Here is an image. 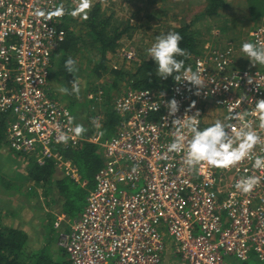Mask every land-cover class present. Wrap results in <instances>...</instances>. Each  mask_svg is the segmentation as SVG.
<instances>
[{
    "label": "built area",
    "instance_id": "built-area-1",
    "mask_svg": "<svg viewBox=\"0 0 264 264\" xmlns=\"http://www.w3.org/2000/svg\"><path fill=\"white\" fill-rule=\"evenodd\" d=\"M68 1L0 0V116L11 115V150L41 163L54 159L77 181L78 168L59 148L88 140L105 150L106 164L84 210L60 233L69 264H239L236 260L246 262L253 254L264 262V169L253 167L264 145L230 169L204 162L191 171L183 152L168 151L176 128L165 107L175 98L176 116L199 112L200 128L221 120L238 130L241 121L234 117L240 114L264 138L261 114H252L257 100L264 99V65L235 67L234 48L208 46L190 56L180 73L199 68L206 82L199 95L187 81L174 79L162 89L129 88L114 101L121 116L114 134L104 135L103 118L96 113L90 135L76 136L74 113L49 86L53 54L66 39L65 14H49ZM257 41H264V24L250 33L248 42ZM103 92L99 87L89 98L100 99ZM212 107L221 110L220 119ZM61 132L67 143L58 142ZM253 175L260 183L252 192L235 187ZM64 219L58 214L55 227Z\"/></svg>",
    "mask_w": 264,
    "mask_h": 264
},
{
    "label": "trees",
    "instance_id": "trees-1",
    "mask_svg": "<svg viewBox=\"0 0 264 264\" xmlns=\"http://www.w3.org/2000/svg\"><path fill=\"white\" fill-rule=\"evenodd\" d=\"M246 1L251 18L255 21L262 19L264 17V0ZM203 2L205 5L195 18L204 17L206 20L210 18L227 32L228 27H224L219 23L225 22V17L227 19L231 18L229 12L225 13L228 7L231 8V1L203 0ZM63 6L67 10L62 24V27L66 30V39L53 54V65L49 77V82L52 79L53 83L52 85L49 83V86L51 85L50 91H52L51 88L59 90L60 87H67L71 90L70 82L74 77L65 69V62L68 58L76 60V56L83 49L98 57L97 63L92 68L91 73H94L95 77H104V73L107 70L106 62H108L109 53L115 52L120 46L121 39L124 36L130 35L131 30L134 28L130 24L121 28V25L113 21L112 16L106 14L101 1L98 0L91 10L86 13L88 18L84 19L83 27L79 29L74 24L73 15L70 14L73 10L71 0L64 3ZM211 29L207 28V34H210ZM175 31L183 36L181 47L186 49L190 54L187 58L178 57V59L185 61V68L190 64V56L201 52V46L205 40H203V34L199 35L192 23L189 22H183ZM56 64L57 67H55ZM134 66L135 68L131 67L128 70L124 68H111V80L104 77L108 83H101L104 93H108L109 98L113 101L111 103L112 107L104 110V118L101 122L106 137L114 134L120 123L121 116L114 109V101L123 90L129 88L162 89L168 87L174 79L172 76L166 80L160 79L156 75L157 65L152 58L142 60L141 62L138 60ZM75 75L80 77L79 71ZM91 76L92 74H89V77ZM89 77L88 80L90 79ZM95 87L100 86L95 85ZM114 88L117 90L115 95L112 93ZM97 90L98 88L95 91ZM89 91L90 89L84 91L86 92L88 107L77 112L71 110L75 117L79 115L83 117L82 120L85 118L83 121L87 124V131L83 134L87 136L95 128L93 117L96 115L90 109ZM52 95L56 97L54 94ZM67 96L71 100L75 99V95L73 94ZM5 117L8 116H0V132H3L6 125ZM209 126L211 125L204 124L200 129L202 130ZM4 138L5 135L3 133L0 134V140ZM11 151L15 152L14 150ZM58 151L65 159L71 161L78 168L81 180L86 182L84 186L68 175L54 159H46L41 163L37 162L34 156H30L29 165L25 172L16 169L13 175H10L11 173L8 172L0 173V198L6 199L5 201L0 200V264H69V260H56L54 255L47 251V247L29 252L26 249L29 239L28 232L23 226H19L12 221V218L18 217L22 213L19 210L17 215H13V213L16 214L13 210L17 209L16 207L23 209V206L14 203L13 198L23 193V195H26L25 191H28V195L30 194L33 197L35 195L38 197L39 195L38 201L42 205L44 204L43 206L51 209V211H46V216L43 217L44 226L47 223L49 224L51 216L57 217L58 214H64L68 220L72 221L79 217L84 210L89 192L95 187V176L106 164L105 150L101 145L86 140L76 147L59 148ZM24 181L32 182V185H27ZM39 190L42 193H39ZM12 202L14 207L10 208ZM39 207H41L40 204ZM62 250L65 249L62 247Z\"/></svg>",
    "mask_w": 264,
    "mask_h": 264
},
{
    "label": "rangeland",
    "instance_id": "rangeland-1",
    "mask_svg": "<svg viewBox=\"0 0 264 264\" xmlns=\"http://www.w3.org/2000/svg\"><path fill=\"white\" fill-rule=\"evenodd\" d=\"M98 0H93V5ZM103 6L104 11L107 15L113 17V21L118 25H121V28L127 26L128 24L132 25L133 29L130 32V35L124 36L120 41V46L113 53H109L108 62H106L107 70L104 73V77L111 80V68H124L130 69L131 67L135 68L136 61H142L149 59L147 49L152 46L156 41V38L160 34H166L168 31H175L177 27L181 26L183 22L192 23L194 29L197 30L198 34H203L204 44L208 46H221L226 43V38L229 36L232 39L234 35L232 33L226 32L224 28L219 27L215 21L210 18L206 20L204 17L195 18L203 9L205 3L203 0H100ZM231 8L228 7L226 12H229L230 19L225 17V22H220L219 24L224 27H229L233 23V26L236 24V34L239 35L242 39L236 42L234 49L236 50L233 54L234 57V66L243 67L244 65H251V60L245 57V54L242 52V44L248 39L245 37L246 33L254 32L258 27L264 24V17L260 20H253L250 16L249 7L246 0H230ZM73 9L76 7L78 0H71ZM229 9V10H228ZM224 11V10H223ZM234 13V14H233ZM83 13L77 16H73L74 24L77 28L83 27ZM236 15V16H235ZM233 19V20H232ZM218 26V27H215ZM212 28L210 34H207V28ZM206 35V36H205ZM208 42V43H207ZM235 42V40H234ZM204 45V49L206 48ZM98 57L89 52L88 50H81L80 54L76 56L79 78L82 80V90L79 98L75 94V99L71 100L66 94L61 93L59 90L51 88V94H54L58 97L62 104L69 107L73 112L82 110L88 107V100L86 98V90L90 89L89 93L95 91L102 86L101 83L107 84L106 78L104 77H95L92 72V68L96 65ZM54 67V66H53ZM57 67V64L56 66ZM55 70V68H54ZM89 74H92L89 77ZM53 76H55L53 74ZM97 76V75H96ZM88 77L90 78L88 80ZM92 81V83H90ZM52 85V79L49 82ZM50 85V87H51ZM86 85V87H85ZM109 85V84H108ZM107 85V86H108ZM125 86V85H123ZM104 89L103 87H101ZM111 90V88H110ZM83 92V93H82ZM112 93L115 95L117 90L114 88ZM90 99V98H89ZM90 109L94 113H97L100 118H104V110L106 108H111L113 101L109 98L108 93L101 95L100 99H90ZM99 111V112H98ZM87 114V112H85ZM95 117V116H94ZM83 117L76 115V121L78 124H82L87 127L83 120ZM103 120V119H102ZM103 130V124L100 126ZM104 131V130H103ZM105 134V133H104ZM3 153V151H1ZM13 158L16 160V154L14 153ZM12 159L9 157L6 162L2 164V167H7L11 169ZM6 163V164H5ZM22 171L25 168L20 167ZM14 174V170H13ZM12 173L10 175H13ZM32 183V182H31ZM82 184V180L79 181ZM31 185L30 183H26ZM39 193H42L39 190ZM35 195V194H34ZM39 197V195H38ZM38 197H34L30 194H26L23 197L14 196V203L16 205L23 206V209L16 207L17 209L13 210L17 215L19 210L21 214L18 217L12 218V221L16 224H27L26 227L29 228V231L32 234H38L40 222L43 223L42 218L40 219L39 212L45 206H43L39 201ZM41 199V198H40ZM0 200L5 201L6 199L1 197ZM39 204L41 207H39ZM13 202L10 208H13ZM41 208V209H40ZM9 212V210H8ZM24 215V216H20ZM35 216V217H34ZM56 217L51 216L49 218V224L47 223L44 226V238H47L48 244L51 241H56L60 237V230H58L55 224ZM70 221V220H69ZM39 231L38 233H36ZM34 235V237H35ZM31 236V240H28L26 249L29 252L38 250V244L34 240L35 238ZM34 238V239H32ZM33 241V242H32ZM61 246V245H60ZM237 263L240 261L236 260ZM250 264H264L260 260L254 258L249 260Z\"/></svg>",
    "mask_w": 264,
    "mask_h": 264
},
{
    "label": "clouds",
    "instance_id": "clouds-1",
    "mask_svg": "<svg viewBox=\"0 0 264 264\" xmlns=\"http://www.w3.org/2000/svg\"><path fill=\"white\" fill-rule=\"evenodd\" d=\"M92 7L93 0H78L76 7L70 14L77 16L83 13V19H87L86 13ZM66 12L67 10L61 5L49 15L59 18ZM40 14L39 10H37V15ZM182 40L183 36L176 31L160 34L152 46L147 49L148 57H151L156 62V75L160 79L166 80L172 76L178 83L187 81L196 89L195 94L199 95L201 89L206 87V82L199 68L196 71H192L189 68L183 72L182 76L180 74L184 68L185 61L178 59V57L187 58L190 55L186 49L181 47ZM242 52L245 57L251 60L253 65H264V41H246L242 44ZM65 69L74 77L70 82L71 90L67 87H60L59 91L66 95L75 94L79 98L83 82L75 75L78 72L77 61L68 58L65 62ZM249 83H252V80L249 79ZM125 107L127 106L125 105ZM155 107L158 111L159 107ZM165 107L168 110V116L175 117L172 120V124L176 128L173 142L168 145V151L183 152V164L191 171H198L197 166L204 162L216 168L230 169L245 159H251L257 145H264V138L253 129L250 121H245L243 115L236 114L234 117L241 121V126L238 130L221 120H216L214 124L201 130L198 119L199 112L194 115L185 114L182 118L176 116L175 114L180 109V103L175 98L168 101ZM255 113L261 114L260 127L264 128V99L257 100L252 114ZM69 119L71 120V117ZM185 130L190 134V139L186 137ZM72 131L76 136H79L85 133L87 129L84 125L78 124ZM68 139L69 137L63 132L58 135V142L67 143ZM253 167L264 169V155L255 156ZM259 183L260 177L253 175L242 177L237 181L235 187L244 193H250Z\"/></svg>",
    "mask_w": 264,
    "mask_h": 264
},
{
    "label": "crops",
    "instance_id": "crops-1",
    "mask_svg": "<svg viewBox=\"0 0 264 264\" xmlns=\"http://www.w3.org/2000/svg\"><path fill=\"white\" fill-rule=\"evenodd\" d=\"M236 16V15H235ZM233 20V19H232ZM235 28V25L233 26V23L232 24H230V33H232V35H234V38L235 39H232L231 37H227L226 38V43L224 44V45H228L229 44V46L230 47H232V48H234L235 47V44H236V42L237 41H239L240 39H242L239 35H237L236 34V28ZM228 34H229V27H228ZM245 37L247 38V39H249L250 38V32H249V34H247L246 33V35H245ZM234 40H235V42H234ZM208 43V42H207ZM204 45H205V47H206V43L205 44H203L202 46H201V48H202V50H204ZM201 50V51H202ZM251 65H253L252 64V62H251ZM57 98V97H56ZM59 99V98H58ZM211 111H212V113L214 114V116L215 117H218L217 115H216V113H221V110H219L218 108H214V107H212L211 108ZM3 115H6V116H8V117H5L4 119H5V123H6V125L4 126V130H3V132H0V134H4L5 135V138L4 139H2V140H0V173H4V172H8V173H12L13 174V170L15 171L16 169H18V170H20V171H22L21 169H20V167L22 166L23 168H25L24 169V171H22V172H25V170H26V168L28 167V165H29V161H30V155H26V154H17V153H15V152H13V151H11V149H10V147H9V145L7 144L8 142H7V126H8V124H9V122H10V120H11V115L9 114V113H7V114H3ZM218 119H220L219 117H218ZM1 131V130H0ZM1 151H3V153L1 152ZM14 153L16 154V160L13 158V155H14ZM9 157H11V159H12V165H9V166H12V168L11 169H8L7 167H2V164L4 163V162H6L7 161V159L9 158ZM6 164V163H5ZM25 183H30L31 185H32V183L31 182H27V181H24ZM25 193L26 194H28V191H25ZM24 194V193H23ZM18 195V196H21V197H23L24 195ZM37 196V195H36ZM44 205V204H43ZM46 211H51V209H49L48 207H44L43 209H41V211L39 212V215L41 214V216H40V219L42 218V220H43V217L44 216H46ZM55 212V211H54ZM82 213V212H81ZM55 214H57V212H55ZM56 216V215H55ZM35 217V216H34ZM57 218V217H56ZM41 220V221H42ZM55 221H56V219H55ZM18 225V224H17ZM26 225L27 224H25V225H23V224H19V226H23L24 227V229L28 232V234H29V239L28 240H31V236L32 237H34V235L32 234V232H30L29 231V228H27L26 227ZM54 226H55V224H54ZM70 221L68 220V218L65 216V219L63 220V222H62V224H61V226L59 227V228H57L58 230H60V233L61 232H68L70 229ZM43 228V230H41L40 231V229H42ZM39 229V231H37L36 233H38V234H36L35 235V239L34 238H32V239H34L35 241H36V243L38 244V249H44L45 247H47L48 249H47V251L49 252V253H51L52 255H54V257H55V259L56 260H61V261H67L68 260V254H67V252L65 251V250H62V247L60 246V241H59V238L56 240V241H51L49 244H48V242H47V238L45 239L44 238V223H42V222H40V227L38 228ZM33 242V241H32ZM64 249V248H63ZM253 254V253H252ZM252 258H254V259H256V260H258L257 258H256V256L253 254L252 256H251V258L250 259H252ZM234 258L233 257H230V259L229 260H233ZM249 259V260H250ZM249 260H247L246 262H244V261H242V262H240L239 264H250L249 263ZM69 262V261H68ZM262 264V263H261Z\"/></svg>",
    "mask_w": 264,
    "mask_h": 264
}]
</instances>
